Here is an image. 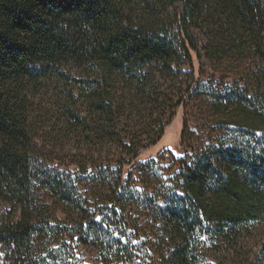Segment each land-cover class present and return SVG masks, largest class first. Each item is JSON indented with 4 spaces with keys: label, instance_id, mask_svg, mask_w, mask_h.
<instances>
[{
    "label": "trees",
    "instance_id": "1",
    "mask_svg": "<svg viewBox=\"0 0 264 264\" xmlns=\"http://www.w3.org/2000/svg\"><path fill=\"white\" fill-rule=\"evenodd\" d=\"M194 58L244 81L210 95L242 138L183 166L151 255L127 238L117 194L84 197L62 147L83 170L103 168L105 147L131 157L125 183L122 168L100 183L124 189L155 162L141 152L182 101L174 68ZM0 203V264H78L77 243L109 264H264V0H0Z\"/></svg>",
    "mask_w": 264,
    "mask_h": 264
},
{
    "label": "rangeland",
    "instance_id": "2",
    "mask_svg": "<svg viewBox=\"0 0 264 264\" xmlns=\"http://www.w3.org/2000/svg\"><path fill=\"white\" fill-rule=\"evenodd\" d=\"M218 70L216 71L215 66L207 60L199 61L196 58L192 64L185 62L180 67V71L174 68L177 75L181 72L179 81L184 84V91L182 94L176 91L173 102L176 104L182 101L172 113L167 114L163 119L165 128L161 140L141 152V161L148 162L154 159L155 162L133 170L131 182L124 189L119 187L111 189L112 192L109 189L100 191V183L105 179L108 181L116 178L121 168L123 169V183H125L132 170L131 157L122 155L116 150L109 152V148L105 147L99 161L103 168L100 169L97 166L96 170L88 163L87 170H83L77 164L80 159L72 157L76 150L73 144L67 141L62 147V155L65 156L60 166L71 173L84 197H89L92 202L98 201L99 205H102L105 196L109 194L113 197L114 192L117 194V199H122L127 203L125 221L126 232L130 236L127 238L143 248L149 249L150 240L156 241L154 237H148L149 234H153V225L159 224L156 205L165 207L173 202L174 197L177 196L175 200L180 202L185 196L181 181L183 166H192L198 158L205 155L211 145L217 146L220 142L231 144L232 140L239 141L242 138L241 129L228 125L221 114L212 110L214 100L210 98V95L213 94L212 89L216 91L221 87L244 84V81L236 75L224 76L225 72L222 69ZM187 86H190V92H187ZM144 145H148V142ZM107 168L110 170H106ZM10 209L9 204L0 203V216ZM17 215L19 216V213ZM97 218L100 219L101 215L98 214ZM136 224L144 228L139 237L132 235ZM258 249L259 247H255L253 254ZM149 254H153L151 248ZM76 258L78 264L110 263L93 245L77 243ZM146 264H150L149 257L146 259Z\"/></svg>",
    "mask_w": 264,
    "mask_h": 264
}]
</instances>
